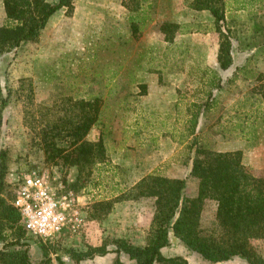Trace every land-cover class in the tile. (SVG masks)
<instances>
[{"label":"rangeland","instance_id":"1","mask_svg":"<svg viewBox=\"0 0 264 264\" xmlns=\"http://www.w3.org/2000/svg\"><path fill=\"white\" fill-rule=\"evenodd\" d=\"M123 1L129 5L133 16H138L135 22L127 18L118 19L117 11L114 15L113 0H73L72 12L63 8L55 21L46 25L47 28L36 41L23 42L16 50L0 55V85L8 98L0 122V162L3 161L7 167L2 193L12 197L10 202L13 204L21 179L36 170L48 176L54 184L61 182L64 192L72 193L76 204L74 209L79 211L82 219L76 231L65 230L52 239H42L26 232L23 241L29 244L30 258L34 264H59L58 255L65 257L67 264H77L69 257L71 253L68 249L85 251L90 244L98 246L106 242L108 249L114 250L116 246L112 241L115 238H126L136 245L146 242L155 213L154 199H135L131 189L133 182L147 174L143 165L150 158L148 152L152 146L149 141L145 143L147 145H138L135 139L139 136V140L144 135L147 139L150 133L168 131L172 128L170 123H176L171 117L155 121L153 128L143 130V123L130 120L131 116L126 112L117 118L113 104L118 102L114 98L119 90L113 87L118 79L123 84L132 81L133 76L127 74V68L137 67L138 56L135 55L164 50L163 46H158L163 43H150V37L149 40L145 38V34L146 37L155 36L154 32L159 29V25L151 26L147 18H168L171 13H178L177 19L183 23L182 30L188 35L179 38L183 40L179 41L177 47H165L167 59L161 61L172 63L175 58H168L167 55L173 54L175 49L186 52L183 58H176L175 62L185 70L197 63L201 64L198 67H204L205 61L192 54L195 50L204 48L210 55L215 41L225 38L231 41L232 50L237 53L236 61L240 63L239 69L226 75L225 80L223 78L224 92L220 96H223L225 104L218 105L215 114L203 121L202 141L217 151L242 141L244 153L248 152V165H245L251 168L253 174L264 176V101L260 92L264 89V0H226V20L220 25L221 30L208 25L206 20L209 17L191 11L192 0ZM146 5L150 9H145ZM134 25L137 26L136 30H133ZM197 28L201 32H193ZM128 53L131 57H127ZM120 65L124 68L122 72H125L118 75L114 70ZM200 78L214 82L213 92L219 96L217 85L220 80L212 72L204 75L197 71L178 73L168 76L166 80L196 84L201 82ZM131 91L126 88L121 92ZM99 96L104 99L102 121L91 129L87 138L97 140L99 132L103 130L107 134V157L104 162L86 169L77 181V174L73 175L78 173L76 167L66 173L62 167L49 162L42 147V129H47L48 123L54 124L71 116L69 109L73 106L72 102ZM149 110L154 117L166 115L171 109L168 105L154 104ZM133 130L139 131V135ZM122 141L124 145H134L133 149L127 151L124 161L121 155L113 157L111 153ZM59 144L67 145V142L63 140ZM113 161L121 162L116 164L118 168H115ZM134 163L139 165H132ZM169 164L164 162L161 166ZM167 168L163 167L160 173L168 172ZM194 187H187V196L195 191ZM124 192L128 197L120 203L116 202L110 213H99V206H95L99 201L115 199ZM207 200L201 225L209 230L216 225L217 204L214 200ZM175 243L162 248L165 256L184 254L189 264H210L198 252ZM254 246L264 256V240L254 242ZM118 259L123 264H136V260L125 252L96 255L84 262L116 264ZM212 264L249 263L235 256Z\"/></svg>","mask_w":264,"mask_h":264},{"label":"trees","instance_id":"2","mask_svg":"<svg viewBox=\"0 0 264 264\" xmlns=\"http://www.w3.org/2000/svg\"><path fill=\"white\" fill-rule=\"evenodd\" d=\"M3 6L7 18L5 24L0 26V55L16 50L23 42L36 41L55 12L61 8L72 12L74 8L73 0H3ZM191 8L209 10L215 17L217 28L221 30L220 25L226 20L225 0H194ZM136 28L134 25L133 30ZM179 29V24L169 21L160 26L166 40H172ZM231 51V41L225 38L219 49L221 68H228L232 64ZM260 92L264 101V89ZM7 103L8 98L0 85V122ZM72 103L69 109L71 116L54 124L48 123L47 129H42L41 139L49 162L62 167L66 173L76 167L79 181L86 169L104 162L107 157V134L103 130L99 132L97 140L87 138L91 129L102 121L104 99L99 96ZM195 116L191 123L192 133L197 125ZM63 140L67 145L59 144ZM189 148L193 152L191 175L199 179L195 197L186 195V179L159 174L145 176L131 189L135 199H154L155 213L144 245L133 244L126 238H115L112 241L116 246L114 250H109L106 242L98 246L90 244L85 251L68 249L71 253L69 257L80 264L96 255L125 252L136 260V264H189L181 255L163 254L162 248L170 244L169 236L173 232L184 245L201 254L210 264L235 256L246 259L249 264H264V256L254 246V242L264 240V176L253 174L251 168L243 163L241 150L217 151L202 141L201 134L192 140ZM6 168L1 161L0 264H34L30 258L29 244L23 241L26 230L21 214L10 202L12 197L2 193ZM123 194L112 200L99 201L95 205L99 206V213H109L116 202L128 197L125 192ZM207 199L217 204L216 225L209 230L201 225ZM57 261L67 264L65 257L59 255ZM116 264L123 263L118 259Z\"/></svg>","mask_w":264,"mask_h":264},{"label":"crops","instance_id":"3","mask_svg":"<svg viewBox=\"0 0 264 264\" xmlns=\"http://www.w3.org/2000/svg\"><path fill=\"white\" fill-rule=\"evenodd\" d=\"M194 0H192L193 2ZM226 1V0H225ZM231 1V0H230ZM113 8L115 9L114 15H116L117 11V18L120 20L128 19V21L133 20V15L131 13V9L128 4H125V1L123 0H113L112 2ZM235 4V1H234ZM145 9L149 8L147 5L144 7ZM142 8L141 10H145ZM63 8L55 12L51 18L49 19L47 26H49L53 21H55L56 16L61 12ZM150 9V8H149ZM191 11L196 12L197 14H200L204 17H209L206 21L208 25H212L213 28L216 30L217 25L215 24V17L211 14V12L207 9H193L191 8ZM178 13L175 11L174 13H171L170 16L167 18L166 16L162 18H147L148 22H151V26H156L159 29L155 31V36L152 35H144L146 39L149 40V37L152 43L154 42H161L162 44H159V47H164L163 52H152V53H139L138 55V61H137V67L131 69L128 67L127 74L129 76H133L132 81L127 83H121V81L118 79L117 83L114 84V89L119 90L117 92V96L114 99H117L118 102L113 104L114 110L116 112L117 118L123 115V112H126V114H129L131 117L130 120L139 123L142 122L143 124V130L146 128L150 129L153 128L155 121H164L167 118L173 117V123H170L172 126L171 129L168 131H163L162 133H150L148 135L149 138H146V135L141 136V139H137L139 136L136 137V142L138 145H144L148 141L151 143V150H149L150 158L149 160L143 165V168L147 171V174L141 177L139 180H136L133 182L132 186H135L142 178H144L147 175L150 174H159L162 176H166L169 178H181L186 179L187 186H195V191L190 197H194L198 194V190L196 188L199 185V179L191 175V169H192V155L193 152L189 148L190 143L194 138L199 136L202 131V123L203 121L207 120L210 115L215 114L216 107L218 105H224L225 100L220 96L224 92V80L227 78L226 75H231L234 71H237L238 66L240 63L236 61L237 53L234 51V49L231 51L233 62L228 68H221L219 64V49L220 44L223 42V39H219L218 41H215L212 47V52L209 55L207 49H199L200 51H194L192 54L198 59H203L205 61L204 67L200 68L198 67L201 65L195 64L191 65L190 67L186 68V70L183 68L182 65L175 64L176 58H183L184 53L186 52H178L179 50L173 51L170 56L167 55L168 58H175L172 63H167L161 61V59H167L166 58V52L165 47L169 45H173L177 47V44L179 41L183 39L185 33H188L183 29V23L179 19H177ZM135 17V16H134ZM7 15L5 8L3 6V0H0V26L4 25L6 21ZM171 19L173 23H177L180 26V29L178 33L175 35V37L172 40H166L163 33L160 31V26L163 22L167 21V19ZM138 18L135 17L133 20L134 22ZM166 19V20H165ZM145 21V19H144ZM200 22V21H198ZM150 26V27H151ZM200 26V25H199ZM47 28V27H45ZM222 28V27H221ZM218 29V28H217ZM44 30V29H43ZM193 32H201L199 28L196 30H193ZM190 33V32H189ZM157 39V40H156ZM179 39V40H178ZM156 44V43H154ZM171 50V49H170ZM177 52V53H174ZM127 57H131V54L128 53ZM173 57V58H172ZM132 67V66H131ZM122 69L124 70L123 66L120 65L117 69L114 70V72L118 75L124 73L122 72ZM200 72L201 75H204V73L212 72L215 74V76L218 77L219 84L217 85L218 93L216 96L213 92L212 85L215 84L211 81H205L204 78H200L201 82L196 84H190V83H176L166 80L168 76H175L178 73L187 74L192 72ZM216 78V77H215ZM224 78V80H223ZM131 89L133 91L123 93L121 92L123 89ZM221 97V98H220ZM219 98L221 99L219 101ZM222 101V102H221ZM154 104L157 105H168L170 107V111L163 116L156 115L154 117L153 114L149 113L150 107H152ZM174 111V112H172ZM154 113V112H153ZM195 113L197 117L195 116ZM125 114V115H126ZM194 116L197 118V125L193 131L191 132V123L193 120H195ZM114 118V117H113ZM112 118V119H113ZM161 123V122H160ZM164 123V122H162ZM136 130V129H135ZM136 135H139V131H132ZM151 132V131H150ZM140 138V137H139ZM161 138V140L158 142V139ZM167 142V143H166ZM124 141L119 143V146H116L112 149L111 153L112 156L114 155H121L123 161L127 157V151L134 148V145H124ZM166 143L165 146H163ZM147 145V144H145ZM166 146H169L168 149H166ZM235 150H242L243 151V143L242 141L234 142L232 146L226 147L224 150H218V151H235ZM245 151V150H244ZM243 151V163L248 165L247 158H248V152L244 153ZM108 153V149H107ZM154 159V160H152ZM174 160V161H173ZM113 164L116 167V164H120L121 162H115ZM168 162L170 163L169 166H163L168 167L169 171L165 172V174H161L160 171L163 168L161 166L162 163ZM139 165V163H134L132 165ZM117 165V166H118ZM149 165V166H148ZM114 166H112L114 168ZM142 169V168H141ZM155 170V172H152ZM77 172V171H76ZM78 173H73V175L76 176ZM77 177V176H76ZM74 178V176L72 177ZM193 188V189H194ZM146 198V197H145ZM208 201V200H207ZM120 203V201H118ZM110 213V212H109ZM151 223V222H150ZM150 226V225H149ZM144 232L145 229H144ZM176 242V243H175ZM179 242V243H178ZM170 243H175L177 246H183L182 241L177 238L173 232L170 233ZM185 247V246H184ZM168 248V247H167ZM109 254V253H108ZM106 254V255H108ZM181 256H184L186 258L187 255L180 254ZM87 260H83L80 263L85 264Z\"/></svg>","mask_w":264,"mask_h":264},{"label":"built area","instance_id":"4","mask_svg":"<svg viewBox=\"0 0 264 264\" xmlns=\"http://www.w3.org/2000/svg\"><path fill=\"white\" fill-rule=\"evenodd\" d=\"M71 192H64L61 182L54 184L48 176L33 170L16 188L14 206L29 235L52 239L65 230L76 231L82 221Z\"/></svg>","mask_w":264,"mask_h":264}]
</instances>
